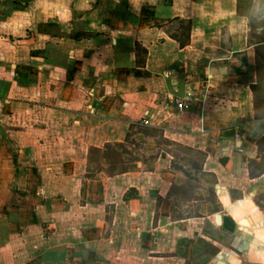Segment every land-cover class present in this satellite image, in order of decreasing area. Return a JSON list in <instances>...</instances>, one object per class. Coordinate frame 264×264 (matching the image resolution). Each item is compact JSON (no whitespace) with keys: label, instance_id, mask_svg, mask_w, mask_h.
<instances>
[{"label":"crops","instance_id":"0c3cea01","mask_svg":"<svg viewBox=\"0 0 264 264\" xmlns=\"http://www.w3.org/2000/svg\"><path fill=\"white\" fill-rule=\"evenodd\" d=\"M263 93L264 0H0V264H264ZM176 144L218 209L174 212Z\"/></svg>","mask_w":264,"mask_h":264},{"label":"rangeland","instance_id":"374dc122","mask_svg":"<svg viewBox=\"0 0 264 264\" xmlns=\"http://www.w3.org/2000/svg\"><path fill=\"white\" fill-rule=\"evenodd\" d=\"M143 130H145V132H142ZM136 131L143 135L151 134L147 128H137ZM142 141L143 140L140 138L134 141V145L129 141L125 143V147H131L132 154L138 156L139 154L137 152L139 147L142 146ZM172 150L177 154V156H175L177 165L180 166L183 171H186L187 174L183 173V175L185 174V183L180 185L176 190V192L180 191V194L176 193L174 212H177L178 215L185 216L197 214L199 212L207 213L216 208L218 209L219 204L212 190L214 177L210 173L202 171V160L204 159V155L181 149L178 146L172 147ZM94 157H99V155L95 154ZM125 158H127V155H125Z\"/></svg>","mask_w":264,"mask_h":264},{"label":"trees","instance_id":"16d2710c","mask_svg":"<svg viewBox=\"0 0 264 264\" xmlns=\"http://www.w3.org/2000/svg\"><path fill=\"white\" fill-rule=\"evenodd\" d=\"M259 87H260L259 83L250 84V88H251L252 92L254 93V95L259 91L258 90ZM263 99H264V93L260 96V100H263ZM139 129H142V128L139 127ZM138 131H140V130H138ZM142 132H145V130H143ZM132 134H133V132H128L126 134L125 143L130 141V143L132 145H134V140L131 139ZM166 142L169 143L167 140H166ZM125 143L124 144L106 143L104 145L103 151L99 152V157L101 159L105 160L106 163H107V167L104 168V171L108 175H115V174L122 173V172H125V171L129 170L131 168V166H132L131 164L133 162L137 161V160H144V159H147V158H150V159L152 158L153 159L154 156H149V157L141 156V157H138V156L133 155L132 154V150H128L125 147ZM257 143H258V151L259 152L261 151V158H262V160H264V153H262V152H264V136H262L260 139H258ZM175 146H178L179 148L184 149V150H188V151L190 150V151H194V152H196L198 154L204 155L200 151L192 150L191 148H187V147L181 146L179 144H176ZM125 155H127V158H124ZM175 156H177L176 153L173 154V160H172V163H171L172 167L177 169V170H181L183 173L186 174V171H183L182 168L177 165V163L175 161ZM204 158H205V156H204ZM98 167L102 168L100 165ZM259 168L260 169L255 173L257 175L264 171L263 167H259ZM250 174H252V173H250Z\"/></svg>","mask_w":264,"mask_h":264},{"label":"built area","instance_id":"2783aa9c","mask_svg":"<svg viewBox=\"0 0 264 264\" xmlns=\"http://www.w3.org/2000/svg\"><path fill=\"white\" fill-rule=\"evenodd\" d=\"M192 100V93L186 92L183 96H178L173 98V103L178 112H183L190 107V102ZM148 120H142L141 124L147 125Z\"/></svg>","mask_w":264,"mask_h":264}]
</instances>
